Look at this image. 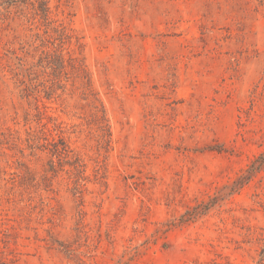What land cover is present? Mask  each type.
<instances>
[{"label": "rangeland", "instance_id": "374dc122", "mask_svg": "<svg viewBox=\"0 0 264 264\" xmlns=\"http://www.w3.org/2000/svg\"><path fill=\"white\" fill-rule=\"evenodd\" d=\"M0 264H264V0H0Z\"/></svg>", "mask_w": 264, "mask_h": 264}]
</instances>
